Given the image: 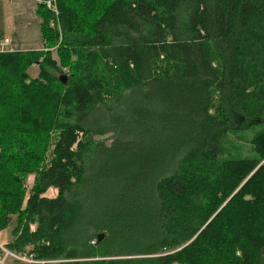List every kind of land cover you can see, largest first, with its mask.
I'll list each match as a JSON object with an SVG mask.
<instances>
[{"label":"trees","instance_id":"obj_1","mask_svg":"<svg viewBox=\"0 0 264 264\" xmlns=\"http://www.w3.org/2000/svg\"><path fill=\"white\" fill-rule=\"evenodd\" d=\"M56 8L58 30L37 5L42 50L0 53L7 249L44 264H264V0ZM255 126L250 155L229 156L228 137Z\"/></svg>","mask_w":264,"mask_h":264},{"label":"rangeland","instance_id":"obj_2","mask_svg":"<svg viewBox=\"0 0 264 264\" xmlns=\"http://www.w3.org/2000/svg\"><path fill=\"white\" fill-rule=\"evenodd\" d=\"M44 1L46 0H39L38 2H44ZM35 9H36L35 0H0V42L4 34L9 36V38L6 39L8 40L10 39V45L6 46V51H8L10 48L35 49L36 51H38V49L39 50L42 49L41 33L39 29L40 27H39L38 17L35 14ZM51 14L53 15V18L50 21V27L56 28L58 30V18L55 17L53 13ZM28 74L30 78H35L38 74L37 67L36 66L31 67L28 70ZM52 74L56 76L55 73ZM252 128L253 129H251L250 131H247L245 133L243 132L241 134L243 138L241 139L238 138L239 135H233L228 137L226 141L225 149L228 152L229 156L242 157V156L250 155L249 140L252 138L253 133L256 134L257 132L260 131V128L258 126ZM31 181L32 178H29L28 182L31 183ZM56 193H57L56 190L51 188L47 191V197L54 198L56 196ZM9 241H10V229L7 228L3 231H0L1 250L2 247L7 249L6 245L8 244ZM19 256L30 258V256H26V255H19ZM11 258H8L7 260Z\"/></svg>","mask_w":264,"mask_h":264},{"label":"built area","instance_id":"obj_3","mask_svg":"<svg viewBox=\"0 0 264 264\" xmlns=\"http://www.w3.org/2000/svg\"><path fill=\"white\" fill-rule=\"evenodd\" d=\"M38 3L44 5L46 9H48L51 13L55 15V17L58 18L56 0H46L44 2H38ZM8 43H9L8 39L5 38L4 40H2V42L0 43V53L7 52L6 46H8ZM8 258L14 259L15 261L17 260L18 262H21V263L23 262V264H30V263L43 264V262H37V261L32 260L31 257L25 258L24 256H19L17 254L14 255L12 252L2 247V250L0 249V264H6L8 261L11 260V259L7 260Z\"/></svg>","mask_w":264,"mask_h":264},{"label":"crops","instance_id":"obj_4","mask_svg":"<svg viewBox=\"0 0 264 264\" xmlns=\"http://www.w3.org/2000/svg\"><path fill=\"white\" fill-rule=\"evenodd\" d=\"M38 1L39 0H35V3H36V9H37V5H39L40 3H38ZM36 9H35V14H36ZM38 22H39V27H40V22H41V20H39V18H38ZM40 29V28H39ZM41 33V32H40ZM5 38H9V36L8 35H6V34H4L3 35V38L1 39V42H2V40H4ZM0 42V43H1ZM41 42H42V46H43V40H42V36H41ZM10 45V39H9V43H8V46ZM31 50H33V51H36L35 49H16V48H10L9 49V51H31ZM40 50H42V49H40ZM39 49H38V51H40Z\"/></svg>","mask_w":264,"mask_h":264},{"label":"water","instance_id":"obj_5","mask_svg":"<svg viewBox=\"0 0 264 264\" xmlns=\"http://www.w3.org/2000/svg\"><path fill=\"white\" fill-rule=\"evenodd\" d=\"M66 79H67V76L65 74H62L59 78V82L62 84V85H65L66 84ZM103 239V234H99L97 235V243H99L101 240Z\"/></svg>","mask_w":264,"mask_h":264}]
</instances>
